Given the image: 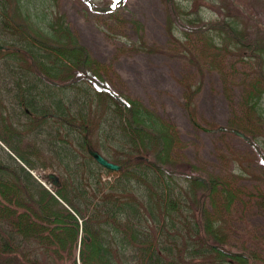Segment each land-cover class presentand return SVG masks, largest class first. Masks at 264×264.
<instances>
[{"label":"trees","instance_id":"1","mask_svg":"<svg viewBox=\"0 0 264 264\" xmlns=\"http://www.w3.org/2000/svg\"><path fill=\"white\" fill-rule=\"evenodd\" d=\"M20 1L0 0V141L12 143L8 131L19 127L24 132L15 134L18 140L44 134L48 121L64 129V139L53 137L63 145L52 150L60 163L53 194L10 155L6 160L13 167L0 163V264H256L252 253L232 249L225 218L208 211L217 192L231 202L228 184L182 170L187 163L171 159L168 127L159 128L158 117L103 85L64 21H52L50 6L42 4L30 15ZM17 14L28 23L42 16L49 32L33 33ZM219 29L235 35L229 34L239 48L260 47L230 23ZM259 99L252 95L250 103L264 120ZM24 118L32 127L21 125ZM109 119L126 145L120 153L102 154L118 171L103 168L89 154L98 149L91 138ZM76 134L85 154L72 147ZM31 151H18L17 157L36 170L28 156L39 153ZM103 172L115 176L114 184L104 185ZM23 179L36 184V194ZM251 231L242 238L264 251V242Z\"/></svg>","mask_w":264,"mask_h":264},{"label":"rangeland","instance_id":"2","mask_svg":"<svg viewBox=\"0 0 264 264\" xmlns=\"http://www.w3.org/2000/svg\"><path fill=\"white\" fill-rule=\"evenodd\" d=\"M41 1L21 0L20 7L34 15L42 10V4L50 6L52 21H64L71 36L86 50L89 67L103 85L158 117L162 122L159 128L168 127L173 140L171 159L187 163L182 170H195L194 174L204 179L215 176L228 184L231 202L225 203L222 193L217 192L208 203V211L212 217L225 218L233 250L252 253L254 263L264 264V251L241 236L253 230L264 242V120L258 119L250 103L252 95L260 98L264 117V66L260 65L264 63V0H124L106 13L95 12L83 0ZM91 1L110 6L117 0ZM18 17L16 20L35 34L50 30L38 14L29 23ZM225 22L246 32L250 45L260 47L235 46L230 35L236 36L219 29ZM6 90L9 97L11 91ZM20 122L32 127L25 118ZM48 122L43 124L44 134L19 140L15 134L24 132L21 127L9 130L14 139L12 143L0 141V163L13 167L6 160L10 155L36 183L50 191L55 185L47 175L53 174L58 181L60 169L52 150L63 149L53 137L64 139V129ZM102 126L103 130L91 138L98 148L95 151L120 153V146L126 143L116 122L109 119ZM75 137L72 147L79 148L82 136ZM15 144L17 149L12 146ZM79 149L86 153L85 148ZM31 150L39 153L28 156L36 170L18 158V151ZM101 178L109 185L115 176L103 172ZM23 181L30 192L37 193L36 184Z\"/></svg>","mask_w":264,"mask_h":264},{"label":"water","instance_id":"3","mask_svg":"<svg viewBox=\"0 0 264 264\" xmlns=\"http://www.w3.org/2000/svg\"><path fill=\"white\" fill-rule=\"evenodd\" d=\"M83 1H85L89 5V7L95 12L106 13L118 7L123 0H118L113 5H110V6H98L95 3H93L91 0H83ZM0 48H2V46H0ZM233 133L243 139H246L245 135L239 131L233 130ZM89 154L96 161V163H98L103 168H106L112 171H118L120 169L119 165L109 161L108 159H106L104 156H102L99 152L95 150L89 149ZM47 178L51 180L55 186L58 184L57 178L53 174H48ZM197 178H200L201 180H203V178L201 177H197Z\"/></svg>","mask_w":264,"mask_h":264}]
</instances>
